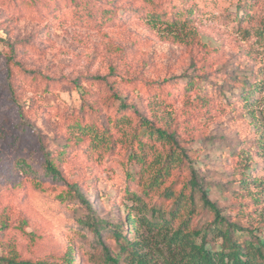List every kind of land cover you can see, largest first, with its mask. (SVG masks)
Wrapping results in <instances>:
<instances>
[{
	"label": "rangeland",
	"instance_id": "374dc122",
	"mask_svg": "<svg viewBox=\"0 0 264 264\" xmlns=\"http://www.w3.org/2000/svg\"><path fill=\"white\" fill-rule=\"evenodd\" d=\"M262 31L264 0H0V256L9 247L20 260L61 263L71 249V264H100L101 243L118 250L122 212L169 209L140 179V149L162 147L141 133V117L157 128L166 121L194 153L226 215L256 223ZM248 150V181L261 184L240 192L237 163ZM45 153L58 158L60 179L43 173ZM186 172L170 181L179 187ZM144 234L124 228L130 240Z\"/></svg>",
	"mask_w": 264,
	"mask_h": 264
},
{
	"label": "trees",
	"instance_id": "16d2710c",
	"mask_svg": "<svg viewBox=\"0 0 264 264\" xmlns=\"http://www.w3.org/2000/svg\"><path fill=\"white\" fill-rule=\"evenodd\" d=\"M193 34L191 31L189 38H192ZM260 34L264 37V31ZM254 88V85L243 87L245 102ZM119 107L121 110L128 109L123 103ZM156 110L153 109V112ZM134 113L136 114V111ZM140 121V126H143L141 133L154 137L162 146L161 149L151 146L147 153L140 147L142 156L137 157L136 162L145 170L140 179L145 176L143 185L147 196L156 194L163 199V204H170V208L166 210L141 205L144 214L138 218L132 217L129 211L122 212L124 223H116L112 233L118 250L114 253L109 246L101 243L100 264H264V215L259 214L256 223L254 220L244 221L239 214L235 217L226 215L224 210L210 199V188L205 175L196 167L194 153L180 147L174 131L166 121L161 128L155 127L142 117ZM115 124L127 125L122 119H114L113 125ZM108 130L107 127L103 129L104 134L100 137L102 141L106 140ZM259 144H264V141ZM250 155L249 150L239 154L237 164L242 169L238 178L240 192L247 191L249 185L258 188L261 184L257 179L248 181V172L251 169ZM147 156L148 161L145 160ZM57 163L58 158L45 153L43 173L53 179H60ZM183 167H186L188 172L178 187L179 183L171 182L170 179L174 172ZM131 176L129 174V177ZM166 183L168 185H165ZM256 193L257 198L264 200V186ZM131 202L128 203L129 208L133 206ZM85 203L87 204L86 200ZM201 212L210 216V221L202 225L201 221H196ZM145 214L150 215V218ZM125 227L134 236H139V229H145V234L130 240L124 235ZM95 234L99 238V233L95 231ZM4 250V255L0 256V264L72 263L71 249H68L67 257H64L61 263L20 260L9 247Z\"/></svg>",
	"mask_w": 264,
	"mask_h": 264
}]
</instances>
